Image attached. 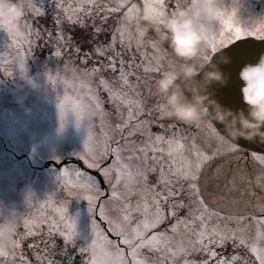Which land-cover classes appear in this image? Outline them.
I'll return each mask as SVG.
<instances>
[{"label": "rangeland", "instance_id": "rangeland-1", "mask_svg": "<svg viewBox=\"0 0 264 264\" xmlns=\"http://www.w3.org/2000/svg\"><path fill=\"white\" fill-rule=\"evenodd\" d=\"M186 1L176 0L175 6H181ZM80 2L81 0H38V8L43 10V7L50 3L58 7L57 9L64 13L68 20L82 22L89 16L97 17L102 12L107 13L106 6H117L114 0H98L95 6L85 5L84 10L74 11L79 7ZM129 3H136L139 6L144 4L143 0H127L125 4L128 5ZM89 10H91L90 15L88 14ZM126 11L127 7L124 8L119 25ZM219 11L223 14L224 19L231 18L233 29H225L218 20L213 26L208 27L209 36L223 29L225 34L232 35V40H234L235 27L258 31L264 25V0H223ZM29 20L26 16L24 24L27 29L26 38L31 43ZM256 36H259V34ZM12 39L4 29H0V225L6 224L7 220L12 218L13 211L19 213L14 218L13 231L5 244L10 253L15 252V258L13 259L10 255L6 264H22L19 257L20 251L28 250L26 249L27 246L31 245V243L28 244L30 242L27 239L29 236L25 235L29 230L25 227V221H33L35 226L30 225V227L35 234L30 236L40 239L45 236L44 234L50 232L48 223L43 222L44 218L56 215L53 213L52 208L60 207L62 204H66L68 216L74 219L76 224V235L68 243L76 245V248L80 251L91 242L93 238L91 225L95 218L94 213L89 211L88 200L81 197L84 195L82 190H74L80 196H69L67 191L62 188L58 176L65 167L70 170L78 169L86 172L100 182V188L104 190L105 195L100 200L95 201L97 206L96 219L100 227L107 230L108 225L99 219L98 212L99 205L107 204L109 214L114 215L115 203L108 201L111 184L106 182V178L100 174L99 170L88 168L84 161L79 159V155L85 151V141L89 127L93 137L91 142L93 149H97L98 145L102 147L106 137H110L108 140L110 148L119 145L123 149L120 153L123 163L130 164V170L133 173L138 169L146 171L147 184L144 183L142 178H137V181L130 184L128 189H125L123 180L118 186L119 191L125 194L130 192L128 199L133 205L143 195H147V198L151 200L153 193H145V188L151 189L156 186V190L160 191L162 186L159 185L161 179L160 165H154L151 159L147 162L135 158L129 160L128 157L133 156V153L129 150L130 147L133 144L137 148L143 147L149 139V133L153 136L161 134L168 137L175 131L186 137L184 143L187 149L183 152L174 153L171 159H174L176 163L172 167V172L180 169L181 164H184L180 159L181 156L196 164L197 159L191 151L193 141L200 150L209 155L219 149L218 155L202 165L196 181L200 189V196L207 203L209 211L217 212L221 216L261 215L260 208L264 207V202L260 198L261 193L264 191V187L261 186L264 185V165L255 160L252 154L247 155L242 151L244 148L239 144L234 143L237 146V151H229L230 145H226L217 139L208 127L185 125L161 114L158 110L159 98L152 94V81L158 77L159 72L152 74L143 72L145 57L151 54V48L139 49V53H137V48L130 45V50L125 53L126 57L135 56L136 63L141 64V67L137 70V74L141 78L137 87L144 101V113L139 116V120L150 122L145 128L136 131L135 135L128 137L127 131L121 133L116 130V125L121 122L120 113H122L123 118H127L126 108H121L120 113H118L115 104L109 100L108 93L100 85L101 79L114 80L110 76V71L103 68L96 73L90 71L94 67L100 68L102 64L106 65L105 63L93 66L88 61L73 65L71 58L81 57L84 60L86 52L84 54L66 52L61 55L64 59H59L54 53L37 55L36 51L31 49L30 43L24 42L25 39L23 41L16 40L18 45H22V47L12 46ZM117 44H115L116 48L112 47L105 56L111 55L116 49L117 51L129 49V45ZM226 44L228 43L224 45ZM222 46L218 45V48ZM164 47L167 49V45ZM210 52L208 46L206 55H209ZM11 53H21L28 56L29 64L31 68L33 67L32 73L41 83L39 91L32 92L26 86L21 89L22 82L13 74L12 67L8 63L7 58ZM87 54H90V58H102L100 55ZM168 59L173 60L171 56ZM73 70L83 75L73 77ZM50 75L55 79V84L49 80ZM65 81L68 83H65ZM132 83L137 84L135 78L132 79ZM81 84H83V88H81ZM88 89H92L94 94L102 101L103 114H101L100 109L95 108V105L85 95ZM21 94H26L24 107L31 109L30 114H26L24 107L17 103V96ZM65 95L71 98L69 106L71 101H77L89 105L91 108V112L85 113L79 125L75 114L69 110L66 122L61 126L58 104L60 100L64 99ZM161 125L165 127L162 128ZM171 125H175V128L169 127ZM216 130L220 132L218 129ZM125 138H127V141ZM151 155L152 153L149 151V156L151 157ZM135 156H142V153L136 152ZM169 159L165 153L161 163L165 165V176L171 181L170 187L178 188L180 185L184 187V191L175 198V202L183 200L188 205L190 203L188 185L191 181L171 175L167 168ZM97 162L101 168L109 167L115 162V156L109 153L106 156L99 157ZM153 166L157 168L156 172L150 170ZM111 177L112 183H115V171L112 172ZM258 177L262 178L259 183L257 182ZM49 196H51L52 205L45 206V201L48 200ZM168 211V204H164L165 216H167ZM178 214L181 218L187 217L189 208L178 209ZM57 219H59L58 216ZM173 223H175L174 219H166L165 223L161 224L156 231H164ZM229 227H235V223L229 224ZM61 228L63 230V222ZM254 231L255 225H253V233ZM168 235L173 236V245H178L183 241L184 246L188 247L189 237L184 234L182 228L178 234L174 235L169 231ZM62 239L64 240L63 237ZM11 241H17L19 247L13 249ZM37 245L40 247L39 244ZM226 246H230L231 249L229 250H233V252L225 254L223 249ZM214 250L217 252L218 257L222 259H228L234 255H246L243 248H234L231 241L226 242L222 247H215ZM47 254L48 250H43L41 247L37 252L38 258L43 264H48L49 261L53 264L58 263L55 259H52L51 254ZM85 254L86 264H88L91 254ZM144 254L149 255L151 259H156L159 255L158 253L149 254L146 251ZM247 255L250 259H254L250 253ZM184 259H188L191 264H202L204 260L209 259V255L202 250L189 249L186 256L181 254L176 258V264H184ZM212 264H215V261H212Z\"/></svg>", "mask_w": 264, "mask_h": 264}, {"label": "snow or ice", "instance_id": "snow-or-ice-1", "mask_svg": "<svg viewBox=\"0 0 264 264\" xmlns=\"http://www.w3.org/2000/svg\"><path fill=\"white\" fill-rule=\"evenodd\" d=\"M114 2L117 5L116 7L106 6L105 10L108 12H119L121 9L127 7L125 13L127 14L136 7V3L126 5L122 0H114ZM166 2L168 0H143L145 6L153 7H163ZM97 3L98 0H81L79 7L74 11H82L85 5L95 6ZM36 12L40 15L43 14L40 8ZM88 14H91V10H89ZM217 16L225 29H233L231 18L224 19L220 11H218ZM8 27H10L9 22L0 20V29ZM96 31L100 32L101 29L97 28ZM258 34L259 38L264 39V25L258 31L248 28L242 29L241 27L234 28L235 39H240L242 35L255 36ZM37 35L39 34L37 33ZM232 38V35H226L223 29L211 36L208 35L210 51L215 53L218 45L230 44ZM62 39V35L57 37L58 42ZM114 40L115 36H113V48H115ZM24 42L30 43V40L26 38ZM12 46L22 47V45H18L15 39H12ZM130 47L129 45V49H125L124 51H113L111 55H100L105 56L107 64H102L100 68L94 67L90 70L92 73H96L103 68L104 70H110L113 74L118 73L112 81L101 79L100 85L108 93L109 100L115 104L118 113H120L121 108H126L127 118H123L122 113H120L121 122L116 125V130L121 133L127 131L128 137L135 135L136 131L145 128L150 123L147 120H139V116L144 113V101L137 87L141 79L137 74V70L141 67V64L136 63L135 56H125ZM73 50L77 53L80 51L78 47H74ZM136 52L139 53V48L136 49ZM54 55L60 57L62 50L58 47ZM89 57L90 54L86 53L85 63ZM204 58L205 60L210 59L208 55ZM155 72H159V69L157 68ZM133 78H135L137 84L132 83ZM49 80L53 84L56 82L51 75L49 76ZM65 83L68 82L65 81ZM69 86L71 87V85ZM81 88H83V84H81ZM85 95L95 105V108L100 109L101 114H103L102 101L94 94L93 90L88 89ZM70 100L71 98L65 95L64 99L59 101L61 126L66 122L69 110L75 114L78 125L84 118L85 113L91 112L90 106L81 102L71 101L69 106ZM161 127L165 126L161 125ZM169 127L175 128V125ZM208 129L217 139L222 140L215 127L209 125ZM92 139L89 127L85 141V151L79 155V159L83 160L88 168L99 170L100 174L106 178V182L111 184L108 201L115 203L113 209L114 215L109 214L107 204L99 205L98 212L99 219L108 225L107 230L101 228L96 219L97 206L95 201L100 200L105 195L104 190L100 188V182L86 172L78 169L70 170L68 167L63 168L58 176L62 188L67 191L69 196H80L74 191L75 189L83 191L84 195L81 197L88 200L89 211L94 213L95 218L91 225L93 238L87 247L80 249L82 253L91 254L88 264H176V258L181 254L186 256L189 249L202 250L208 253L209 259L204 260L202 264H212V261H215V264H257V262L258 264H264V207L260 208V216H221L217 212L209 211L207 203L200 196V189L196 181L198 180L201 167L215 155H218L219 149L209 155L200 150L195 141H193L191 151L197 159L194 169L190 165L181 164L180 169L172 172V167L176 161L171 158L174 153L183 152L187 149L184 143L186 137L175 131L168 137L161 134L153 136V134L149 133V139L143 147L137 148L134 144L130 147L129 150L133 153V156H129L128 159H142L145 162L151 159L154 165L159 164L161 174L159 185L162 186V190H156V186H153L151 189L145 188V193H153L151 200L147 198V195H143L133 205L128 199L130 192L125 194L118 190V186L123 180L125 189H128L130 184L137 181V178H142L144 183L147 184L146 171L138 169L133 173L130 170L131 165L123 163L120 155L123 149L119 145L115 148H110L108 143L110 137H106L102 147L98 145L97 149H93ZM125 140L127 141V138ZM228 150L237 151L238 149L235 144H232ZM149 151L152 153L151 157L149 156ZM136 152L142 153V156H135ZM109 153L115 156V162L109 167L101 168L97 162L99 157L106 156ZM165 153L170 158L167 164L169 173L178 178L191 181L188 185L190 197L188 205L183 200L175 202V198L184 191V187L183 185H180L178 188L170 187L171 181L166 178L165 165L161 163ZM252 156L261 165H264V155L252 153ZM150 170L156 172L157 168L153 166ZM113 171L116 173L115 183H112L111 174ZM261 179V177H258L257 182L259 183ZM261 186L264 187V185ZM164 204H168L169 207L167 216L164 214ZM51 205L52 199L49 196L48 200L45 201V206ZM185 207L189 208V215L181 218L179 217L178 209ZM52 211L56 215L45 217L43 222L48 223L50 233L56 232L66 242H71L76 235V224L74 219L68 216L66 204H62L60 207H53ZM57 216L59 219H57ZM169 218L174 219L175 223L171 224L164 231H156ZM62 222L63 230L61 228ZM233 222L235 223V227H229V224ZM30 225L35 226L33 221H25V227L29 228L25 234L26 236L35 234L32 232ZM253 225H255L254 233ZM181 228L184 234L189 237L188 247L184 246L183 241L178 245H173V236L168 235L169 231L174 235L178 234ZM228 241L232 242L234 248H243L246 255H234L228 259L219 258L217 252L214 250L215 247H222ZM11 245L13 249L19 247L17 241H11ZM145 251L149 254L158 253L159 255L156 259H151L149 255L144 254ZM248 253L254 259H250L247 255ZM10 255L13 259L15 258V252L10 253L7 246L4 243H0V264H6ZM21 260L22 264H26L22 257ZM48 264H53V262L49 261ZM184 264H191V262L188 259H184Z\"/></svg>", "mask_w": 264, "mask_h": 264}, {"label": "clouds", "instance_id": "clouds-1", "mask_svg": "<svg viewBox=\"0 0 264 264\" xmlns=\"http://www.w3.org/2000/svg\"><path fill=\"white\" fill-rule=\"evenodd\" d=\"M222 2L187 0L170 11L165 6L136 4L116 29L114 43L152 49L145 57L143 72L152 74L159 69L158 77L152 81V94L159 98V111L164 117L195 127L220 124L223 127L218 133L226 145L240 139L264 144V53L257 63L245 64L239 72L243 81L240 91L246 108L225 106L210 90L213 84L224 85L228 79L219 63H230V57L221 55L219 63L204 58L208 50L206 29L218 21ZM37 9L38 0H0V20L10 24L4 30L11 38L23 41L27 35L25 17ZM112 46L113 41L95 51L103 55ZM7 59L13 74L22 82L21 89L26 86L32 92L40 90L41 83L32 73L26 54L11 53ZM73 77H77L75 70ZM25 99L26 94L18 95L17 103L24 107ZM24 111L30 114L31 109L24 107ZM180 159L185 165L195 167L187 158L181 156ZM18 214L13 211L12 218L0 225V243L8 242Z\"/></svg>", "mask_w": 264, "mask_h": 264}, {"label": "trees", "instance_id": "trees-1", "mask_svg": "<svg viewBox=\"0 0 264 264\" xmlns=\"http://www.w3.org/2000/svg\"><path fill=\"white\" fill-rule=\"evenodd\" d=\"M175 4L176 0H168L165 4V8L170 11L179 7L175 6ZM43 8L44 9L41 10L43 13L42 15L34 12L27 16L30 19L28 21L30 26L29 34L32 41L30 47L36 51L37 55L54 53L58 47L62 50V55L66 52H69L70 54H84L86 52L98 55L95 49L99 46L103 47L108 45L111 42L113 39L112 36L116 33L117 26L119 25V21L124 11L123 8L119 12H102L97 17L89 16L82 22H74L68 20V18L64 16V13L57 9L58 7L51 5L50 3L46 4ZM97 28L101 29V31L97 32ZM37 33L39 35H37ZM61 35L63 39L58 42L57 37ZM115 44L118 45L117 43ZM74 47L80 49L79 53L73 51ZM110 49L106 53H108ZM58 58L64 59L61 56ZM84 60L81 57L76 59L71 58V63L73 65L77 63H85ZM88 61L93 66L99 65L100 63L107 64L105 56H102V58L89 57L87 62ZM31 70H33V67ZM76 73L80 76L83 75L80 72ZM109 73H111L110 76L113 77V79L115 78V75L118 74H113L111 71ZM44 235L45 236L40 239H35L32 236L27 238L28 241H30L28 244L31 243V245L27 246L26 249L28 250H22L19 254V257H22L26 264H43L37 255L40 247L43 248V250H48V254H51L52 259H55L58 262L57 264L87 263L86 254L79 251V249L76 248V245L69 244L63 240L61 236L53 232ZM37 244H39L40 247ZM229 249H231V247L226 246L223 249V252L225 254L232 253L233 250Z\"/></svg>", "mask_w": 264, "mask_h": 264}, {"label": "water", "instance_id": "water-1", "mask_svg": "<svg viewBox=\"0 0 264 264\" xmlns=\"http://www.w3.org/2000/svg\"><path fill=\"white\" fill-rule=\"evenodd\" d=\"M219 49H223L222 52L216 53ZM217 51L215 52L216 55L213 52L209 55L214 62L219 63L221 55L230 57V63H219V67L227 75L228 79L224 85L213 84L210 90L214 91L215 98L221 104L233 109L246 108L240 91L243 81L239 78V72L245 64L258 62L260 55L264 53V39L259 38V36H241L240 39L232 40L230 44L218 48ZM215 127L222 131V125L217 124ZM237 144L264 152V144L258 142L240 139Z\"/></svg>", "mask_w": 264, "mask_h": 264}, {"label": "flooded vegetation", "instance_id": "flooded-vegetation-1", "mask_svg": "<svg viewBox=\"0 0 264 264\" xmlns=\"http://www.w3.org/2000/svg\"><path fill=\"white\" fill-rule=\"evenodd\" d=\"M244 149L242 151H244L247 155L249 154H252V153H256L258 155H264V152H261V151H255V150H252V149H249V148H245L243 147ZM261 200L264 202V191L261 193V196H260ZM262 202V203H263ZM264 204V203H263Z\"/></svg>", "mask_w": 264, "mask_h": 264}]
</instances>
